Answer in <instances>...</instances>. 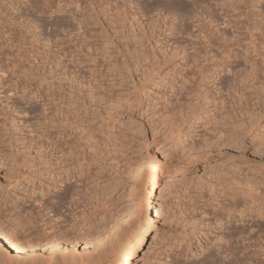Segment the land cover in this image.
<instances>
[{
	"label": "rangeland",
	"instance_id": "1",
	"mask_svg": "<svg viewBox=\"0 0 264 264\" xmlns=\"http://www.w3.org/2000/svg\"><path fill=\"white\" fill-rule=\"evenodd\" d=\"M151 160L160 215L132 264L264 262L258 208L239 214L264 198V0H0V227L36 247L19 264L111 251L93 239L144 214Z\"/></svg>",
	"mask_w": 264,
	"mask_h": 264
},
{
	"label": "bare ground",
	"instance_id": "2",
	"mask_svg": "<svg viewBox=\"0 0 264 264\" xmlns=\"http://www.w3.org/2000/svg\"><path fill=\"white\" fill-rule=\"evenodd\" d=\"M176 1L180 3L182 0H176ZM146 162H148L149 164L147 163L148 165L145 166L146 167L145 171H144V168L142 170L144 175L147 176V191H146V198L144 201L145 202L144 214H141V216H139L137 219H131V220L126 221L127 225L125 226L124 232H123V227H120L121 225L120 222L125 221L126 219L125 217H121L117 219L113 224L109 225L107 228L100 231L94 237L92 243H94V245L96 246L100 245L101 247L107 244L110 248H112V250L105 251L102 249L103 251L97 254L96 256L95 255L92 256V254H90L91 257L88 258L89 262L87 261L86 263L91 262L94 264H132L135 255H137L138 251L143 247V244L145 243V240L147 237V233L149 229L153 226L155 217H158L160 215V210L156 209L155 206L153 207L151 197L156 194L159 176L163 175L164 173V167L157 168L155 164L152 162V160L146 161ZM143 178L144 177H142V179ZM254 201L255 199L250 200L249 202L253 203V204L250 203L251 204L250 205L248 203V200L247 201L244 200L243 204L241 203L242 204L241 207L243 208L242 210L239 211V214L244 213L248 207L252 209H254V207L258 208L259 210L257 209V210H252V211H256L255 216L261 219L259 224L262 225L261 228H264V198L259 201L260 204L258 203L254 204ZM120 231L123 232L122 234H120L122 236L120 237V240H119V237H116L118 238L117 239L118 242L114 246L112 238L114 236H117L118 233H121ZM243 232H245L243 228L237 230L236 232L233 230H228L227 235L233 236L238 233L242 234ZM51 242L55 247L60 246V245L61 247H63L65 245V243L59 240H53ZM103 243L105 245H103ZM260 244H261L260 246H262V254L264 255V247H263L264 242H260ZM76 245H77V241L72 242L70 244V247L76 248ZM66 246L68 245H65L63 247L64 250L66 249ZM88 247L89 246L87 245V242H84V245L82 246L81 249L84 250V249H87ZM247 247L248 246L246 244H243V249ZM35 248L36 247L34 244L29 243L28 241L22 240L20 238L18 239L6 227L4 226L0 227V261L2 264H19L21 257L27 255L28 253H30V256H31ZM96 248L98 249L99 246ZM93 249H94V246H93ZM224 252H226V254L234 253L232 248H230L229 246H227L224 249ZM207 257H208L207 260H201V264H240V263H237V260L226 262L221 257H219L218 254H215V253H208ZM257 263L264 264V262H261V261L260 262L257 261Z\"/></svg>",
	"mask_w": 264,
	"mask_h": 264
}]
</instances>
